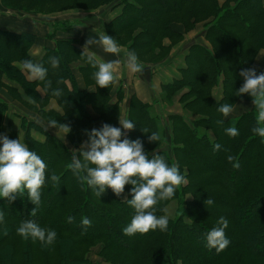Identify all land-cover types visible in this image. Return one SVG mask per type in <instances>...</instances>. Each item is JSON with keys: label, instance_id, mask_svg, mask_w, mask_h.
<instances>
[{"label": "trees", "instance_id": "trees-1", "mask_svg": "<svg viewBox=\"0 0 264 264\" xmlns=\"http://www.w3.org/2000/svg\"><path fill=\"white\" fill-rule=\"evenodd\" d=\"M0 2L7 9L15 8L18 13L32 16L104 7L115 10L116 15L104 25L105 34L126 51H135L144 69L161 63L173 46L198 24L207 25L200 37L210 47L201 45L200 41L193 42L184 57V66L179 68V77L160 87L163 95L180 92L176 101L182 104L180 109L199 117L188 123L184 114L170 113L163 117L152 114V109L158 111L155 106L158 102L140 101L135 94L128 98L123 117L122 88L114 89V84L99 88L93 78L98 69L87 63L86 56L81 57L84 49L77 40L55 37V27L61 31L78 30L79 24L53 22V34L49 37H53L54 46L44 48L38 62L29 53L36 42L35 34L0 28V81L5 84L0 90L3 88L12 102L24 106L33 117L28 118L26 113L14 115L19 122L13 128L12 119L5 117L11 107L0 98V136L16 140L21 132V142L47 164L41 205L35 217L31 216L35 205L27 192L11 203L0 198V211L5 213L8 228L6 236L0 234V264H101L100 260L104 264H264V247L257 249L264 239V142L252 132L256 110L251 109L235 119L225 118L217 111L224 103L253 105L249 95L239 97L236 92L244 82L240 76L242 70L255 68L260 74L255 60L264 50L262 0ZM56 56L60 57V64L53 69L49 57ZM25 60L48 69L46 79L52 82V87L47 92L44 82L25 78L19 68ZM75 74L81 75L83 89L79 88ZM220 85L221 97L215 99L213 88ZM56 88L62 90L61 98L51 95ZM30 97L35 103L29 102ZM50 100L55 101L61 112L46 109ZM119 117L135 124L122 139L141 140L149 159L153 155L162 156L170 166L179 165L180 173L186 177L187 183L176 190L171 200L157 205L158 217L165 215L159 209H165L172 201L178 205L176 216L168 218L165 232L157 229L145 235H124L123 229L135 214L126 201L132 199V185H126L120 197L107 189L99 198L68 168L73 148L88 140L87 133L100 130L104 124L120 127ZM50 119L70 126L64 141L48 128ZM220 120L224 121L223 125L218 124ZM233 124L239 135L230 138L225 129ZM33 132L40 138H35ZM153 132L160 139L150 143L148 136ZM217 143L222 147L214 152L213 146ZM229 154L237 158L239 168L228 162ZM53 173L60 177L55 185L50 182ZM208 198L213 199L212 206L205 204ZM25 203L32 208L27 205L24 213L19 214L17 210ZM69 216L73 217L71 223L67 221ZM82 217L92 221L87 230L81 226ZM220 217L229 221L225 233L230 245L217 253L205 246V235L217 226ZM30 219L41 227L55 230L56 242L44 247L39 241H25L18 236L16 228ZM95 247H99L95 254L99 261L88 259L90 249Z\"/></svg>", "mask_w": 264, "mask_h": 264}, {"label": "clouds", "instance_id": "clouds-1", "mask_svg": "<svg viewBox=\"0 0 264 264\" xmlns=\"http://www.w3.org/2000/svg\"><path fill=\"white\" fill-rule=\"evenodd\" d=\"M91 45H99L105 53L113 56H119L122 48L115 39L104 32L99 34L98 39L88 38L85 43L81 57L86 56L87 63L92 68L98 69L93 73L97 86L108 88L116 82V73L122 61L98 59L94 53L88 51ZM123 63L130 74L134 75L143 71V65L139 62L135 51L124 52ZM49 64L53 69H57L60 57H49ZM21 70L29 81L44 82L45 92L52 87V82L46 79L48 69L42 64L25 60L21 63ZM240 76L244 82L236 94L239 97L247 94L252 98L256 110V125L252 128V132L264 142V73L257 74L255 68H248L242 70ZM51 95L61 98L63 92L56 88L52 90ZM29 102L35 103V100L30 97ZM217 111L227 118L235 111V107L224 103ZM223 123V120L218 121V124L223 125ZM119 124L120 127L104 124L100 130L93 129L87 133L88 140L80 149L72 152V161L68 168L82 185L86 184L99 198L107 189H111L117 197H120L125 186L132 185V199L126 201L134 209L135 214L131 222L123 229L124 235L129 237L136 234L145 235L157 229L165 232L169 225L168 216L158 217L157 205L159 202L171 200L176 190L187 183L186 177L180 173L179 165L170 166L162 156L153 155L149 159L141 140L122 139L135 127L131 120L119 117ZM48 128L63 133V137L71 131L69 125L58 123L55 119L48 121ZM225 134L234 138L239 135V131L233 124L225 129ZM159 139V134L155 132L148 136L150 143L157 142ZM0 145H2L0 147V198L11 203L27 192L28 199L35 205L31 212V216L35 217L41 205V189L46 181L47 164L20 139L10 140L6 135L0 136ZM221 147L217 143L213 146V151L218 152ZM226 158L234 168H239L240 165L235 156L229 154ZM59 180L60 177L55 173L50 177V182L54 185L58 184ZM205 204L212 206L214 201L208 198ZM159 210L166 211V209ZM67 221L71 223L73 217L69 216ZM91 224L92 221L89 218H81V226L85 230L91 227ZM0 225H4L0 228V234L6 236L8 228L3 211H0ZM228 226L229 221L225 217H220L217 226L206 233L205 246L209 250L214 249L220 253L228 248L230 240L226 238L225 233ZM16 234L25 241L29 239L39 241L44 247L53 245L57 239L55 230L41 227L34 219L22 221L16 228Z\"/></svg>", "mask_w": 264, "mask_h": 264}, {"label": "crops", "instance_id": "crops-1", "mask_svg": "<svg viewBox=\"0 0 264 264\" xmlns=\"http://www.w3.org/2000/svg\"><path fill=\"white\" fill-rule=\"evenodd\" d=\"M264 3V0H262ZM69 12H74L73 10L69 11ZM117 11H112L109 10L108 8L104 7V8H99L96 10H86V11H78L77 14H84L81 17V20L83 21V24H79V28L78 30H67V31H61V30H56L57 32H55V37H59V38H71V39H75L77 40V43L84 49L85 43L87 41L88 38L90 39H98L99 38V34L101 32H104V25L106 22H108L111 18H113L116 15ZM56 15V14H55ZM0 16L2 17L0 19V28L11 31V32H20V31H25L28 33H33L36 35V42L35 44L30 48L29 53L31 55V57L34 59V61L38 62L39 59L41 58L43 52H44V48L46 47H53L54 43H53V37H49V34H53L51 32H53V29L51 28L53 25V22L55 23L58 20H55V17H50L53 15H49V17L46 16H41V17H37V16H32L31 14L27 15V14H21L16 12L13 9H7L6 7H4L1 2H0ZM99 18V20L97 21L96 18ZM64 21H66V19H63ZM90 22L94 23V24H90ZM97 22V23H96ZM193 31L185 34L183 36V39L176 44L175 46H173V48L171 49L169 56L167 58H165L163 61H165L168 58L172 57V51L177 47V50L180 48L181 45H184V43L189 42V45H185L183 46L181 49L183 50L185 47L186 50H184V53L182 55L183 60L184 57L187 54L188 51V47L193 43L196 42V39H190V35ZM168 44V42L166 43ZM122 48V52L121 54L118 56V59H120L122 61L121 66L124 67V52H126V49L124 47ZM90 53H94L96 55V57L102 61H105V59H107L109 56H111V54H107L103 51L102 47H100L99 45H91L89 46V50ZM264 51V50H263ZM261 51V52H263ZM261 52L257 55L255 63L257 65V61L261 55ZM162 61V62H163ZM183 62V61H182ZM160 64V63H159ZM158 65V64H157ZM16 66L19 67L18 64H16ZM154 67V66H153ZM181 67V66H180ZM21 69V67H19ZM152 68V66H151ZM151 68H149L148 70H150ZM121 69V67H120ZM120 69L118 70V73L120 72ZM153 73H155V70L153 69ZM178 73V72H177ZM25 78H26V74L24 73ZM117 76V80L114 83V89H116L117 87L122 88L123 92H124V97L123 100L121 101V115L124 117V113L126 112V108H127V102H128V98L130 97L131 94H135L137 96V98L140 101L146 102V103H153L155 100V92L152 90L153 84H152V80L148 81L149 89H147V93H146V98H143L140 94L138 93L139 90L137 91V84H135V79L133 77V74L128 75V70L126 69V67H124V71L123 73H121L120 75H116ZM178 75L171 77L170 80H164L160 77V86H159V90H160V94L161 93V85L166 84L171 82L173 79H177ZM75 78L77 81V84L79 86V88L83 89L84 84H83V79L81 77L80 74H75ZM27 79V78H26ZM28 80V79H27ZM0 98L6 102H8V104L10 105V107L12 106V104L10 103H16V102H12L8 95L5 93H3V91H0ZM240 103V102H238ZM237 103V104H238ZM234 107H236V105ZM157 105H163V101L161 100L160 102H158ZM156 106V105H155ZM58 105L55 103V101L50 100L47 108L46 109H53L55 111L61 112V109L58 107ZM12 114L10 115V117L8 118L9 120L12 119ZM99 125V124H98ZM97 126V125H96ZM13 128H15L14 126H12ZM18 127V126H17ZM16 127V128H17ZM52 133L53 131L50 130ZM54 134V133H53ZM55 136H57L56 134H54ZM58 137V136H57ZM36 138V137H35ZM60 140L64 141L65 137H58ZM19 139L21 140V138L19 137ZM84 144L81 143L80 145L82 146ZM81 146H79V149L81 148Z\"/></svg>", "mask_w": 264, "mask_h": 264}, {"label": "rangeland", "instance_id": "rangeland-1", "mask_svg": "<svg viewBox=\"0 0 264 264\" xmlns=\"http://www.w3.org/2000/svg\"><path fill=\"white\" fill-rule=\"evenodd\" d=\"M17 5H19V4H17ZM15 7H19V6H15ZM20 7H22V5H20ZM14 10H16V12L17 11L19 12V10L15 9V8H14ZM69 11L70 10H65V11H59V12L51 13V15H53V16H50V17H55V20L61 21V23L69 21V22H72V24H81L82 25L83 21L81 20V17L84 14H77L78 11H76V10L74 12H69ZM37 17H41V16H37ZM46 17H49V16H46ZM1 18L2 17L0 16V19ZM63 19H66V21H64ZM96 19H97V21L99 20L98 17ZM90 24H94V23L90 22ZM61 25H64V24H61ZM202 26L204 27L203 29H202ZM206 28H207V25L205 26L204 23H203V25L198 24L196 26V28L193 30V32L191 33L190 39H193V38L196 39L197 38L196 42L200 41L201 45L209 47V44L207 42H205L204 39H202V37H200L201 33L204 32ZM55 29L59 30L58 27H55ZM55 29H54V31H56ZM62 31L64 32V30H62ZM198 38H200L201 40ZM190 42L191 41L184 43V45H181L178 50L176 47L172 51L173 55L171 58L166 59L165 61L161 62L160 64H158L152 68L150 67L151 68L150 70L143 68L142 72L133 75V77L135 79V84H137V86H136L137 91L139 90L138 93H141L140 95L143 98H146L145 96L147 93V89H149V87H151V86H149L148 81L153 78L152 90L155 92V96H154L155 100H156V102H160L162 100L163 105H156V107L158 108V111L156 112L155 110L152 109V114H154V115L157 114L158 116L160 115L162 117L164 115L166 116L167 114H170V113H177L180 115L184 114L183 115L184 119L186 118V120H188V123L189 122L191 123V122L199 119L198 116H195V115L193 116L188 112L184 113L180 109L182 107V104H178V102H176L178 100L177 97H178L180 92L178 94H169L166 92L163 95V94H160V90H159V86L161 84L159 81L160 77L164 80H170L171 77L176 76V75H178L177 77H179V68L184 66V62H182L183 61L182 55L184 53V50H186L187 47H185L183 50L181 48L185 45L188 46ZM114 59H118V56L111 55L107 59H105V61L114 60ZM257 66L260 69V73H262V71L264 70V51L261 52V55L257 61ZM153 69L155 70V73H153ZM123 71H124V67L121 66L120 72L119 73L117 72L116 75H118V74L120 75L121 73H123ZM128 75H129V72H128ZM0 84H1L0 87L5 85L2 81H0ZM0 91H3V88ZM221 92H222L221 85L218 86L217 88H213L214 98L219 99L221 97ZM3 93H4V91H3ZM175 102H176V104H175ZM170 105H172V106H170ZM251 109L252 110L254 109V111H255V108L252 104L240 102L236 105L235 111L227 118L228 119H235L239 115L246 113L247 111H250ZM22 113H26L28 118L31 116L30 118L33 119L32 115L27 110H25L24 106L18 104L17 102L12 104L11 110L5 115V117H6V119H8L10 117V115L12 114L13 116H12L11 124H12V126H14L16 128L18 126L19 121H18L17 117H14V115H16V114L20 115ZM49 129L52 130L53 133L56 134L58 137H63V133H60L58 131L56 132V130L52 129V128H49ZM17 136H18L17 139H19V137L21 138L22 133L19 132V134ZM33 136L36 138H40L39 135L35 132H33ZM83 142L85 143V141H82L81 143H83ZM79 146H81V145L79 144ZM79 146L77 149L73 148V151L78 150ZM187 199L190 200L191 197L188 196ZM27 205L28 204L25 203L24 207L20 208V210L18 209L17 212L19 214L24 213V208H25V206L27 207ZM28 208L30 209L32 207L30 205H28ZM165 209H166V211H164L165 215H167L168 218H173L174 216H176L175 214H177L178 205L175 203V201H172L171 203H169L168 206L165 207ZM32 210L33 209H31V211ZM86 214L89 215V211H87ZM114 232H116V231H114ZM262 247H264V239L261 240L257 249L260 250ZM98 250H99V247L91 248L90 249L91 254H88V259L91 257L92 261H99V259L95 255ZM100 262H101V264H104V263H102V260H100Z\"/></svg>", "mask_w": 264, "mask_h": 264}]
</instances>
